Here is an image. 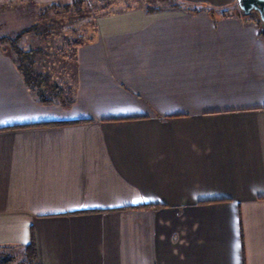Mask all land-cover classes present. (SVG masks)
<instances>
[{
	"label": "crops",
	"instance_id": "1",
	"mask_svg": "<svg viewBox=\"0 0 264 264\" xmlns=\"http://www.w3.org/2000/svg\"><path fill=\"white\" fill-rule=\"evenodd\" d=\"M236 1L98 15L62 98L0 48L1 246L34 236L39 264H264V34L202 10Z\"/></svg>",
	"mask_w": 264,
	"mask_h": 264
},
{
	"label": "rangeland",
	"instance_id": "2",
	"mask_svg": "<svg viewBox=\"0 0 264 264\" xmlns=\"http://www.w3.org/2000/svg\"><path fill=\"white\" fill-rule=\"evenodd\" d=\"M58 1L64 7L58 9L57 12L52 8L39 9L37 6L34 8L33 5L30 6V3H25V8H20L23 5H19V3L12 9L0 8V48L12 54L17 65L13 47L5 39H7L6 37L15 38L17 32L26 31L27 33L24 32L22 40L19 41L20 46L27 51L34 52L32 57L34 56L39 71L46 72L48 70L51 72L45 73L43 76V94L45 91H50V95L55 94L56 98H62L68 92L67 88L74 84L73 81L76 79L78 59L74 57L75 50L69 49L71 41L80 39L82 35L83 39L89 38L90 33L97 25L98 15L121 10L130 4L145 6L149 2L165 3L173 0H87L80 10H68L67 3H70L71 0ZM222 9L230 10L232 14L235 11L241 12L237 1L234 5L225 6ZM219 11L216 12L218 15L221 14ZM241 13L245 17L256 15L259 19L257 12ZM4 16H6L5 21L3 20ZM33 23L37 24L38 29L32 30ZM2 37L4 38L2 39ZM64 54L67 56L64 57ZM40 89L41 87H37L36 91L38 92ZM0 252L13 255L15 258L13 264H24L23 260L26 256L24 245H0Z\"/></svg>",
	"mask_w": 264,
	"mask_h": 264
},
{
	"label": "trees",
	"instance_id": "3",
	"mask_svg": "<svg viewBox=\"0 0 264 264\" xmlns=\"http://www.w3.org/2000/svg\"><path fill=\"white\" fill-rule=\"evenodd\" d=\"M87 0H71L70 3H67V7L68 10H80L82 8V6L84 5V3H86ZM26 3H30V6L33 5L34 8L39 7V9L42 8H52L54 9L56 12L58 9L63 8L64 6L61 5L59 3L58 0H53L51 2L49 1H44V0H27ZM25 5V2L23 3V7ZM37 6V7H36ZM25 8V7H24ZM205 10L209 11L210 13L214 14L217 12V10L219 9H213L210 6H205L203 7ZM219 13H221V16H227L230 15V13L232 14V12H230V10H226V9H220ZM258 23H260V29L262 31V33L264 34V25H262L260 19H258ZM37 23V22H36ZM33 23L34 25L32 26V30H36L38 29L37 24ZM53 24V23H50ZM96 26L94 27V29L92 30V33H90L89 38L83 39L82 36L80 37V39L75 40V41H71V45H70V50H75V55L74 57H77V49L84 43L93 40L94 38V31H95ZM27 33L26 31L22 30L21 32H17L15 38H10V37H6L7 39H5V41L7 40L8 42L11 43L13 50L15 52V60L17 63L18 68L20 69L21 73L24 76V79L26 80V82L28 83V85L36 90L37 87H41L40 90H38V92L40 93V91L43 88L44 85V74L45 73H51L50 71H39L36 67V60L34 59L33 55V51H27L26 49H24L22 46H20L19 41L22 40V36ZM24 33V34H23ZM4 37H2L3 39ZM1 40V39H0ZM39 51V49H38ZM37 51V52H38ZM67 55L64 54V57H66ZM46 76V75H45ZM41 94V93H40ZM43 94V93H42ZM47 98V96L45 94L42 95V99L45 100ZM25 246V251H26V256L25 259L23 260L24 264H39L38 262V258H37V247H36V241L34 236H32V240L24 245ZM14 257L13 255L6 253V252H0V264H13L14 262Z\"/></svg>",
	"mask_w": 264,
	"mask_h": 264
},
{
	"label": "water",
	"instance_id": "4",
	"mask_svg": "<svg viewBox=\"0 0 264 264\" xmlns=\"http://www.w3.org/2000/svg\"><path fill=\"white\" fill-rule=\"evenodd\" d=\"M237 3L244 14L257 12L262 25H264V0H237Z\"/></svg>",
	"mask_w": 264,
	"mask_h": 264
},
{
	"label": "snow or ice",
	"instance_id": "5",
	"mask_svg": "<svg viewBox=\"0 0 264 264\" xmlns=\"http://www.w3.org/2000/svg\"><path fill=\"white\" fill-rule=\"evenodd\" d=\"M134 203H136V202H139V201H133Z\"/></svg>",
	"mask_w": 264,
	"mask_h": 264
}]
</instances>
